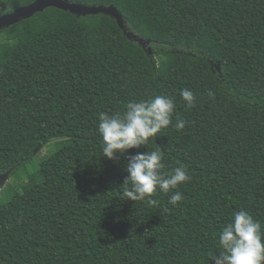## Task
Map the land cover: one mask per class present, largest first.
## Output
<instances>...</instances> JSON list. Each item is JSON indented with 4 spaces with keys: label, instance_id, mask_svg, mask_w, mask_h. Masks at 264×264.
Listing matches in <instances>:
<instances>
[{
    "label": "trees",
    "instance_id": "16d2710c",
    "mask_svg": "<svg viewBox=\"0 0 264 264\" xmlns=\"http://www.w3.org/2000/svg\"><path fill=\"white\" fill-rule=\"evenodd\" d=\"M34 1L0 0V15ZM70 1L115 7L124 31L56 8L0 30V175L66 142L0 204V264H213L240 210L264 235V0ZM157 95L172 124L126 155L158 146L164 172L185 165L178 206L158 189L155 205L126 200L125 157L101 156L99 114Z\"/></svg>",
    "mask_w": 264,
    "mask_h": 264
},
{
    "label": "clouds",
    "instance_id": "9594fccd",
    "mask_svg": "<svg viewBox=\"0 0 264 264\" xmlns=\"http://www.w3.org/2000/svg\"><path fill=\"white\" fill-rule=\"evenodd\" d=\"M180 96L187 108L194 106L195 95L191 90L182 89ZM174 110L175 104L171 98L157 95L147 100L126 103L122 114H99L101 156L110 161H114L117 156L125 157L124 171L127 177L122 184L125 186L122 195L133 204L146 202L150 206L155 205L157 201L152 197L157 189L166 195L173 193L168 200L172 206H178L183 200L182 193L173 190L191 180L185 165L175 167L170 173L164 172V152L158 146L153 151L126 155L130 150L146 147L162 129L171 125ZM185 124V120L178 119L174 128L183 130ZM218 239L221 251L218 255L210 254L213 264H264L261 223L247 212H234Z\"/></svg>",
    "mask_w": 264,
    "mask_h": 264
},
{
    "label": "water",
    "instance_id": "95a60500",
    "mask_svg": "<svg viewBox=\"0 0 264 264\" xmlns=\"http://www.w3.org/2000/svg\"><path fill=\"white\" fill-rule=\"evenodd\" d=\"M47 8H56L61 11L69 12L77 17H85L87 15L103 14L114 18L118 26L124 31L123 19L115 7H103V6H85L76 3H72L70 0H35L33 3L15 9L11 13L0 15V30L9 28L21 20L29 19L34 14L40 13ZM128 39L135 40L142 46L146 44L143 40L137 39L130 33L124 32ZM148 54H151L150 49ZM8 174L0 175V188L4 186L8 180Z\"/></svg>",
    "mask_w": 264,
    "mask_h": 264
},
{
    "label": "rangeland",
    "instance_id": "374dc122",
    "mask_svg": "<svg viewBox=\"0 0 264 264\" xmlns=\"http://www.w3.org/2000/svg\"><path fill=\"white\" fill-rule=\"evenodd\" d=\"M5 8H0V14L4 12ZM66 142L64 140H53L48 143L39 153H37L32 162L24 169H19L15 175L9 177L3 188H0V204L8 201L9 196L15 192L20 183H26V175L32 172L35 167L42 161H44L49 155L62 148ZM41 177L39 172L29 176L28 180H38Z\"/></svg>",
    "mask_w": 264,
    "mask_h": 264
}]
</instances>
